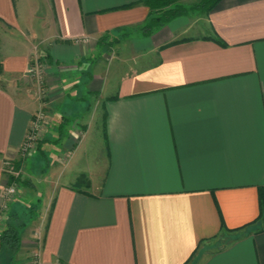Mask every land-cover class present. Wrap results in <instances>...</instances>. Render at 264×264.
<instances>
[{"label":"crops","instance_id":"0c3cea01","mask_svg":"<svg viewBox=\"0 0 264 264\" xmlns=\"http://www.w3.org/2000/svg\"><path fill=\"white\" fill-rule=\"evenodd\" d=\"M142 1L0 0V208L46 112L0 264H264V0L122 36Z\"/></svg>","mask_w":264,"mask_h":264},{"label":"trees","instance_id":"16d2710c","mask_svg":"<svg viewBox=\"0 0 264 264\" xmlns=\"http://www.w3.org/2000/svg\"><path fill=\"white\" fill-rule=\"evenodd\" d=\"M218 2L219 0H193L191 2H185L183 0H143L142 3L149 9L147 18L139 27L131 31H125L122 33V36H127L130 32L134 31H139L143 35H150L155 29L175 17L193 13L207 14ZM109 35L110 33L100 37L99 42L114 44L118 42V40L120 41V39L116 37L107 41ZM17 165H19L18 162ZM77 182L81 185H87L88 183L84 175H81ZM20 183L22 186L26 184V180L21 179ZM0 241L12 248L17 246L19 237L14 226L7 224L6 227L2 229L0 232Z\"/></svg>","mask_w":264,"mask_h":264},{"label":"built area","instance_id":"2783aa9c","mask_svg":"<svg viewBox=\"0 0 264 264\" xmlns=\"http://www.w3.org/2000/svg\"><path fill=\"white\" fill-rule=\"evenodd\" d=\"M28 73L34 77L35 81L39 83V85L42 84L43 78H42V65L39 60H35L28 68ZM42 92V87H41ZM46 119V112L43 109H38L32 116L30 124L27 128L25 137L23 139V142L20 146L21 153L25 156L28 154L32 148L35 146L37 140H38V131L41 128V125ZM23 160L21 159V162ZM20 162L19 165H17L14 161H5L4 163V169L6 174L8 175V182L4 185L3 191H2V202L1 207H6L11 200L17 195L18 188L20 186V181L23 178V165ZM35 263L39 264L37 257H35Z\"/></svg>","mask_w":264,"mask_h":264},{"label":"rangeland","instance_id":"374dc122","mask_svg":"<svg viewBox=\"0 0 264 264\" xmlns=\"http://www.w3.org/2000/svg\"><path fill=\"white\" fill-rule=\"evenodd\" d=\"M191 1H193V0H185V2H191ZM118 44H120L119 40H118V42L114 43L113 45L117 46ZM37 147H38V140H37L35 146L32 148V150L28 154H26L25 156L21 153V150H20V152H19L20 158L24 161V164L26 163V160H28L30 155L37 149ZM53 158H54V153H52V152L51 153L49 152V154L46 155V157L39 156V159H41V166L43 165V162L46 164ZM25 179H26V173L24 171L22 180H25ZM9 208H10V203L6 207L0 208V232L2 231L4 222L6 221V216L8 214Z\"/></svg>","mask_w":264,"mask_h":264}]
</instances>
